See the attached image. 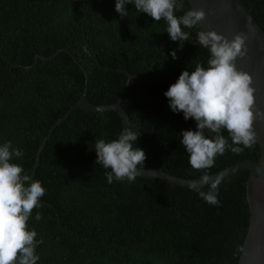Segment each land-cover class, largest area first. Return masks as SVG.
Returning <instances> with one entry per match:
<instances>
[{"label":"trees","instance_id":"1","mask_svg":"<svg viewBox=\"0 0 264 264\" xmlns=\"http://www.w3.org/2000/svg\"><path fill=\"white\" fill-rule=\"evenodd\" d=\"M242 1L264 32V0ZM115 3L0 0V144L11 141L24 153L12 162L31 178L44 138L84 92L94 106L112 105L129 78L121 107L139 134L134 147L146 154L143 170L197 180L203 171L211 176L245 160L260 161L256 143L239 155H218L210 169L191 167L180 133L197 130V123L173 112L164 93L183 71L207 67L209 52L195 42L200 28H185L190 40L180 45L163 19L156 22L132 4L121 18ZM189 8L184 0L176 15ZM63 49L68 52L33 66L36 57ZM121 131L115 112L77 109L51 135L33 178L46 192L28 221L43 239L37 264H238L250 219L249 172L220 180L219 206L190 187L153 178L109 184L104 173L110 169L96 164L95 141L110 142ZM221 134L232 143L226 130Z\"/></svg>","mask_w":264,"mask_h":264},{"label":"clouds","instance_id":"2","mask_svg":"<svg viewBox=\"0 0 264 264\" xmlns=\"http://www.w3.org/2000/svg\"><path fill=\"white\" fill-rule=\"evenodd\" d=\"M129 4L156 22L163 19L167 34L180 45L190 40L185 28H200L195 42L209 52L207 67L197 64L194 71H183L164 93L173 112H182L185 120L194 119L197 123V130L180 133L191 167L198 171L210 169L218 155L228 150L239 155L245 148H252L258 142L254 124L258 117L264 119V111H256L253 76L236 65L237 58L248 54V34L236 33L229 39L215 30H205L203 21L207 13L203 8L191 7L177 16L184 9V0H116L115 11L121 18L128 17ZM171 56L176 59V52ZM222 130L228 132L231 144ZM206 131L214 135L206 136ZM138 138L132 127H124L118 138L110 142L96 139V164L110 169L104 173L109 184L114 179L132 183L144 168L146 154L134 147ZM23 155L22 150L13 148L11 141L0 144V264H37L40 259L36 249L43 239L37 240L38 233L29 228L28 221L33 210L40 207L46 189L41 181L24 174L20 164L12 162ZM199 181L190 183V190L209 205L219 206L220 180H213L203 171ZM205 185L208 191L202 190ZM41 219L42 214L37 212L35 220Z\"/></svg>","mask_w":264,"mask_h":264},{"label":"water","instance_id":"3","mask_svg":"<svg viewBox=\"0 0 264 264\" xmlns=\"http://www.w3.org/2000/svg\"><path fill=\"white\" fill-rule=\"evenodd\" d=\"M188 2L191 7L203 8L207 13L206 19L203 21L205 30H215L229 39L236 33L244 32L248 34L249 39L246 42L248 54L244 58H237L236 65L238 69L246 71L253 76V87L256 89V111H264V32L254 19L251 10L246 7L242 0H188ZM63 52L68 51L65 49L60 50L47 59L36 57L33 66L38 63V60L51 61ZM72 58L78 63L73 55ZM80 67L84 72L87 85L88 74L82 66ZM129 82L130 78L127 81L122 97L112 105L94 106L90 104L85 91L82 98L71 107L63 118L51 127L44 138L36 154L31 180L34 178L36 169L39 166L41 153L51 135L57 127L67 121L75 110L84 109L91 112L113 111L121 119L122 130L124 127L131 128L128 115L121 107V100L127 91ZM254 127L258 134L257 143L261 153L260 161L245 160L210 176L213 180H223L239 172H249V178L246 182V199L250 219L238 264H264V119L258 117ZM137 177L153 178L181 187H189L192 182H200V179L186 180L169 175L161 170L142 169Z\"/></svg>","mask_w":264,"mask_h":264}]
</instances>
